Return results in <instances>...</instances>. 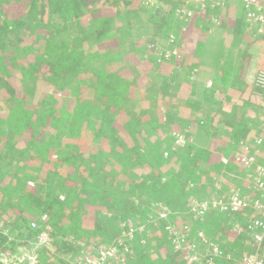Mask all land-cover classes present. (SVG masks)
Returning <instances> with one entry per match:
<instances>
[{
    "label": "trees",
    "instance_id": "16d2710c",
    "mask_svg": "<svg viewBox=\"0 0 264 264\" xmlns=\"http://www.w3.org/2000/svg\"><path fill=\"white\" fill-rule=\"evenodd\" d=\"M155 1L0 0V264H81L91 244V259L117 248L113 264H195L191 254L207 262L216 247L232 262L215 264L264 263V187L252 180L261 164L232 156L264 132L250 119L264 88L247 77L264 45L247 29L264 0L209 1L205 13ZM173 46L184 52L160 51ZM238 93L235 123L221 104ZM178 110L184 120L166 114ZM233 192L253 201L230 211ZM24 228L44 242L11 237Z\"/></svg>",
    "mask_w": 264,
    "mask_h": 264
},
{
    "label": "rangeland",
    "instance_id": "374dc122",
    "mask_svg": "<svg viewBox=\"0 0 264 264\" xmlns=\"http://www.w3.org/2000/svg\"><path fill=\"white\" fill-rule=\"evenodd\" d=\"M164 1L166 2L167 0H164ZM191 1L197 2V5L195 6V8L196 9H199L200 11H202V13H205L206 3L209 2V1H212V6L213 5H216L217 6L219 4L223 5V1L222 0L221 1L220 0H189L188 2L190 3ZM153 2L154 3H157L158 1L156 2L155 0H153ZM187 5H189V4L186 3V5H183L182 8L178 9L177 12L180 13L181 10L182 11H186L187 10ZM163 6H165V5L162 4L161 7H163ZM164 8H167V7L165 6ZM191 14H193V13L191 12ZM189 21L191 23L192 21H194V19H189ZM256 28H258V24H256V26L254 25L253 27H250L249 29H247L248 32L247 31L246 32L247 33H252ZM205 33H206L205 31H199V30H197L196 33L193 36H197V37L199 36V37H201ZM213 34H214V30L213 29H210L209 30V35L211 36ZM177 35H178V33L173 32L171 30V32H170V40H171L170 43H172L173 40H174V42L176 40H178ZM172 44H174V43H172ZM240 44H241V40H240V42L238 41L237 43H234V46L236 48H238L240 46ZM159 49H161V47ZM256 49L257 50L252 51V60L250 62V70L247 73L248 81L249 82L251 81V83H253V81L255 80V77H256L257 72L261 68H262L261 71H264V50H263V48L261 46H258ZM156 51H153V52H156ZM160 51H163L165 53V57H168L169 54H172V53L173 54H178L179 52H184V51H180L177 46H173V48H171V49L163 48ZM193 71H191V72H193ZM256 81L258 82V75H257ZM39 83H40V81H39ZM204 84L207 87L212 86V82L211 81H208L207 83H204ZM260 94L262 95L261 98L264 100V91L260 92ZM40 95H41V91H35V90H34V92H31L28 95V97H30L29 98L28 105L31 108H32V102L35 103L36 101H39V100L41 101L42 98H40ZM238 95H240V93H238L237 95L231 97L230 99L229 98H226V100H224L222 102V104H221V109L223 111H225V113L229 114L233 118L232 120H235L236 122L237 121H240L243 118L242 115L244 113V111H243L244 109L242 107L243 101H242V99ZM81 96H82V93H81ZM222 96L225 97L227 95L226 94H223ZM30 101H32V102H30ZM3 109H6V108H4V105H2L0 103V111L3 110ZM166 114L169 115V116H171L173 119H176L177 117H179V118H181L183 120L188 115L187 112L183 113L180 110H178V112H174V111L167 112ZM166 114L164 115V117L167 116ZM207 114H208V112H207ZM256 114L259 115L260 117H262L264 119V111L263 110H259ZM208 116H210V115H208ZM205 117H206V115H205ZM246 117H250V114L246 115ZM165 118H167V117H165ZM210 121H213V118L211 116H210ZM84 134L87 135L88 132H84ZM262 140H264V136L262 137V139H258L257 144H262ZM240 150L244 151L245 153H249V154H243L242 151H240ZM240 150L239 151L238 150L233 151V154L236 156L237 161H245L247 164H249L250 163V159H252V156H254L255 157L254 158V164L255 165H257V161H258L259 164H261V163L263 164L264 163V159L261 158V160H259L256 155H254V154L251 153V151H252L251 148H246V149L241 148ZM262 155H264V153ZM246 172L248 173L247 169L245 168V170L243 171V174H242L241 178L244 177L243 178V181L245 183H246V181L249 183L251 180H250V177L247 176L248 174H246ZM246 178H248V180H246ZM252 180L254 181L255 178H253ZM29 185L32 186V187H35L34 181L31 180L29 182ZM60 197L63 198V196H60ZM168 212H169V208H167L166 206H164V210L161 213L160 217L167 216L168 215ZM42 219L44 221L45 219H47V217L44 216V217H42ZM0 221H4L5 222V220H4L3 217H1ZM1 224L2 225L0 226V228L1 229H4L5 232L7 233V228L5 227L6 224L5 223H1ZM33 234H34L33 231L27 230V228H24L22 230H18L17 232H15L14 235L12 234L11 237H13V236L19 237L20 236L22 238L21 239L22 241H25V240H28V241L29 240H34V241L31 242V244L35 245L38 248L39 247L38 245H41V243L44 242V239H43V237L41 235L34 236ZM44 236L46 237V235H44ZM123 236H125V235L123 234ZM224 238H225V236H224ZM93 246L94 245L91 244L90 245V249L87 250L86 253H84L83 255H78L73 262H76V263L78 262L79 263L81 261V259H84V258L86 259L87 258L86 257L87 256L86 255L87 252L89 254L90 252L97 250V246L96 245L94 247ZM104 246H109V243H106ZM37 262L38 261L33 257L32 258V264H35Z\"/></svg>",
    "mask_w": 264,
    "mask_h": 264
},
{
    "label": "built area",
    "instance_id": "2783aa9c",
    "mask_svg": "<svg viewBox=\"0 0 264 264\" xmlns=\"http://www.w3.org/2000/svg\"><path fill=\"white\" fill-rule=\"evenodd\" d=\"M253 17H255V19L257 20V24H258V34L261 35L264 33V15H257V14H253L251 15ZM258 84L261 85V88H264V71H261L258 74ZM181 138V137H180ZM250 161L252 162L251 164H253L254 159H250ZM255 174V182L258 183L259 188L261 189V187H264V166H259L257 167V171ZM231 205L233 207V211H238V209L246 206L247 204H245L243 201H241L238 197L234 196L231 202ZM255 207H258V219H256V223H255V227H259L262 229V231H264V205L260 202H256L255 203ZM128 235H132V230L129 232ZM263 236L264 234H258L256 236V240L261 242L263 240ZM223 253H226L223 256ZM210 258H206L205 260H207V262H203L201 260H203V258L198 255V254H191L189 257L191 262H194L195 264H215L214 261L211 259V256H215V255H221L220 257H224L227 260H232L231 254H229L228 252H221V250H219V248H214L210 254H209ZM122 261V259L120 257H118L117 255V250L116 248L114 249H108L105 250L103 252H101V256L99 258H93L89 261L90 264H113L112 262H119ZM244 264H264L261 260H258L256 257L252 256V257H246L243 261Z\"/></svg>",
    "mask_w": 264,
    "mask_h": 264
},
{
    "label": "crops",
    "instance_id": "0c3cea01",
    "mask_svg": "<svg viewBox=\"0 0 264 264\" xmlns=\"http://www.w3.org/2000/svg\"><path fill=\"white\" fill-rule=\"evenodd\" d=\"M257 36H259L258 33H257ZM261 47L264 50V45H261ZM261 70H262V68L257 72L256 75H258L261 72ZM256 78H257V76L255 77V80H256ZM258 95H259V98H260V102L262 104H264V100L261 98L262 95L260 94V92L258 93ZM254 115H256L255 116L256 118L251 117V115H250V117H251L250 119H255L256 120V121H254V125L255 126L253 125V127H252L253 130H255V132H256V131L259 130V128H262L263 127L264 119L262 117H260L259 115H257L256 113ZM233 121L236 123L235 120H233ZM237 122H240V121H237ZM263 130H264V128L262 129V131ZM263 136H264V132H263V134H260L258 136V138H256V140L253 143L241 142V144H240V146H238V149L237 150L239 151L242 148L241 146H243V145H248V146L250 145L249 147L252 149V151H251L252 154L256 155L257 157H261L262 156V158H264V155H262L264 153V140H262V143L263 144H257L258 139H262ZM232 156H234L233 152H232Z\"/></svg>",
    "mask_w": 264,
    "mask_h": 264
},
{
    "label": "bare ground",
    "instance_id": "6f19581e",
    "mask_svg": "<svg viewBox=\"0 0 264 264\" xmlns=\"http://www.w3.org/2000/svg\"><path fill=\"white\" fill-rule=\"evenodd\" d=\"M234 196H236V197H238L241 201H243L245 204H248V201L250 202H252L253 200H251V199H248V200H246V199H244L242 196H240L239 195V193H237V192H233L232 194H231V199H230V201L228 202V204L227 205H229V206H231V210L230 211H233V207H232V205H231V202H232V199H233V197ZM115 247H113V246H109V247H106L104 250H102L101 252H103V251H105V250H108V249H114ZM116 250H117V248H116ZM100 256H101V253H100ZM99 256V257H100ZM99 257H97V258H99ZM85 261L84 262H82L81 264H90L89 263V261L91 260V258H86V259H84Z\"/></svg>",
    "mask_w": 264,
    "mask_h": 264
},
{
    "label": "clouds",
    "instance_id": "9594fccd",
    "mask_svg": "<svg viewBox=\"0 0 264 264\" xmlns=\"http://www.w3.org/2000/svg\"><path fill=\"white\" fill-rule=\"evenodd\" d=\"M252 159H254L253 157H252ZM253 167L255 166V164H254V162H253V165H252ZM259 166H264V163L262 164L261 163V165H257V167H259ZM255 173H256V170H255ZM224 259H226V258H224ZM227 260V259H226ZM259 260V259H258ZM228 261H230V262H232V260H228ZM262 261V260H261Z\"/></svg>",
    "mask_w": 264,
    "mask_h": 264
}]
</instances>
